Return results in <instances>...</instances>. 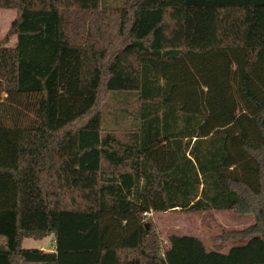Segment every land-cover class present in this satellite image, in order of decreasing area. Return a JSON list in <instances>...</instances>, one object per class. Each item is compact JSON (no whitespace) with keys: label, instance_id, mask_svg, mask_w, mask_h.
I'll return each instance as SVG.
<instances>
[{"label":"trees","instance_id":"trees-1","mask_svg":"<svg viewBox=\"0 0 264 264\" xmlns=\"http://www.w3.org/2000/svg\"><path fill=\"white\" fill-rule=\"evenodd\" d=\"M0 8L17 10L15 45L0 41V264H264V0ZM129 94L131 110L111 102ZM67 171L96 174L93 207H64ZM174 210L255 221L218 236L239 240L225 252L162 245L145 217ZM51 235L54 251L21 245Z\"/></svg>","mask_w":264,"mask_h":264},{"label":"rangeland","instance_id":"rangeland-1","mask_svg":"<svg viewBox=\"0 0 264 264\" xmlns=\"http://www.w3.org/2000/svg\"><path fill=\"white\" fill-rule=\"evenodd\" d=\"M123 2L124 0H100V5L102 7H118ZM16 15L17 10L14 8H0V41L4 39L5 45L7 46L15 45V35H8V30ZM131 99V94L126 96L122 95V98L118 100L111 95V102L113 104L128 103L130 110L133 108V103H130L132 101ZM109 116L112 117V115ZM69 172L71 171H67L62 176L60 184V187L65 192V195H63L64 207L67 209L91 208L88 205L94 201V193H85L83 190H92L96 183V178L89 174ZM73 191L75 192L70 194ZM145 218L153 227L149 231L148 236L151 238L156 237L161 241L162 245H166L167 238L170 234H187L201 238L207 248H216L222 252H225L228 247L239 241L236 239L220 240L218 236L223 234V231L241 230L252 225L255 221L252 214H236L229 210H209L203 212L174 210L153 214L149 213ZM51 240L52 235L41 241L24 238L21 245L23 248L40 249L39 247H43L47 249ZM4 243L5 239L0 236V246L4 245Z\"/></svg>","mask_w":264,"mask_h":264},{"label":"crops","instance_id":"crops-1","mask_svg":"<svg viewBox=\"0 0 264 264\" xmlns=\"http://www.w3.org/2000/svg\"><path fill=\"white\" fill-rule=\"evenodd\" d=\"M69 173H82V174H87L88 172H81V171H71ZM89 175H92V177H95L96 178V174L95 173H90ZM96 181H97V178H96ZM94 201L91 202V204H89L88 206H91L93 207L94 206ZM249 218V217H248ZM249 220V219H248ZM197 237V236H196ZM199 238V237H198ZM201 239V238H200ZM43 240V239H42ZM38 241H41V240H38ZM167 244V243H166ZM41 250H44V251H54L55 250V242H54V238L52 236V240L51 242L48 244V247L47 249L43 248V247H39Z\"/></svg>","mask_w":264,"mask_h":264},{"label":"built area","instance_id":"built-area-1","mask_svg":"<svg viewBox=\"0 0 264 264\" xmlns=\"http://www.w3.org/2000/svg\"><path fill=\"white\" fill-rule=\"evenodd\" d=\"M144 215H145V213H144Z\"/></svg>","mask_w":264,"mask_h":264},{"label":"water","instance_id":"water-1","mask_svg":"<svg viewBox=\"0 0 264 264\" xmlns=\"http://www.w3.org/2000/svg\"><path fill=\"white\" fill-rule=\"evenodd\" d=\"M146 227H147V225H146Z\"/></svg>","mask_w":264,"mask_h":264}]
</instances>
